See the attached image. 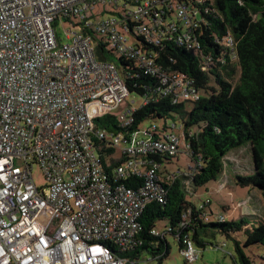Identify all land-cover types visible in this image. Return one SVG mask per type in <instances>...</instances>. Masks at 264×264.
Instances as JSON below:
<instances>
[{"label": "built area", "instance_id": "obj_1", "mask_svg": "<svg viewBox=\"0 0 264 264\" xmlns=\"http://www.w3.org/2000/svg\"><path fill=\"white\" fill-rule=\"evenodd\" d=\"M107 12L114 15L101 18ZM72 17L78 31L58 35ZM217 17L214 0H0V264L127 263L121 253L138 243L144 208L163 203L165 183L180 175L163 172L162 161L189 145L173 121L159 127L144 120L125 133L96 125L105 114L132 125L148 97L133 105L135 93L118 66L99 57L93 36L126 62L123 69L134 67L130 78L158 81L154 100L193 101L194 79L164 66L159 50L182 47L201 70L238 67L235 37L212 31ZM110 147L118 157L104 158L100 150ZM130 176L139 178L136 186L124 182ZM152 232L180 240L187 261L198 257L181 229Z\"/></svg>", "mask_w": 264, "mask_h": 264}, {"label": "trees", "instance_id": "obj_2", "mask_svg": "<svg viewBox=\"0 0 264 264\" xmlns=\"http://www.w3.org/2000/svg\"><path fill=\"white\" fill-rule=\"evenodd\" d=\"M214 1L221 17L212 20V31L221 34L229 31L235 37L238 67L226 64L220 69L201 70L197 56L184 48L171 45L160 49L158 60L171 70L192 77L199 90L197 100L173 102L171 97L154 100L157 97L154 87L158 81L139 72L138 77L130 78L126 71L135 72L134 67L123 69L127 64L118 57L121 67L117 66L129 90L137 97H148V102L135 110L134 123L128 127L120 126L117 116L112 114L95 120L98 127L108 132L125 133L144 120L171 118V122L181 125L184 142L189 145L185 152L192 161V172L180 174L170 183H165L167 193L163 203L146 205L139 219L138 243L121 253L129 264H138L143 252L157 264H163L169 254V243L165 235L152 232L156 222L162 218H167L169 227L181 229L192 243L195 241L201 246L204 243L200 231L209 226L230 239L234 233L242 232L243 247L264 246V222H255L253 211L230 221H225V218L220 221L215 215L216 221L205 222L209 214L203 206L196 207L186 198V191L191 190L192 185L199 186L214 180L223 171L227 152L248 144L252 151L253 172L237 174L235 182L241 187L257 188L264 201V0ZM93 37L99 57L107 59V55L113 54L105 53V43L100 34L95 33ZM142 85L150 89H144ZM166 125L169 123L163 126ZM100 151L104 152V158L115 152L112 147ZM137 181L140 180L136 176L124 180L128 186H136ZM177 241L181 249L182 243ZM234 252L233 264H253L236 239Z\"/></svg>", "mask_w": 264, "mask_h": 264}, {"label": "rangeland", "instance_id": "obj_3", "mask_svg": "<svg viewBox=\"0 0 264 264\" xmlns=\"http://www.w3.org/2000/svg\"><path fill=\"white\" fill-rule=\"evenodd\" d=\"M144 0H142L143 2ZM123 2V0H121ZM128 8H133L132 3H127ZM136 6V5H135ZM107 6H98L94 10L95 14L99 11L108 10ZM112 13H104L101 18L113 16ZM78 21V18L72 17L69 20H63L62 25L57 27V34L62 35L63 30L72 29L78 31V28L73 27L71 23ZM62 41H65L64 39ZM107 60L114 62L121 67L116 54L107 55ZM236 80V76L235 79ZM134 106L140 103V97H132ZM171 118H153L145 120L144 126L155 123L162 127L165 123L171 122ZM113 157H118V151L113 153ZM229 158L230 160H227ZM16 164H20L16 161ZM192 161L190 156L182 150L177 155L162 161L161 170L167 173H177L181 175H189L192 171L190 168ZM234 165V166H233ZM252 151L248 144L231 149L226 154V163L221 173L217 174L214 180L208 181L202 185L191 186V190L186 191V198L196 207L203 206L204 210L209 214L207 221H216L215 215H223L225 221L237 219L242 214L253 211L255 222H264V201L263 196L257 188L241 187L236 184V175H249L253 172ZM166 170V171H164ZM32 174L35 182L38 185H43L45 182L44 176L37 163H33ZM180 175V176H181ZM212 212V213H211ZM169 225L167 218L158 220L155 224V229L162 233ZM200 237L204 246L199 245L195 241L193 245L198 251V257L192 261H186L180 252L177 239L170 233L165 235L166 241L169 243L170 249L168 256L163 260V264H233L234 239H236L246 256L253 264H264V246L252 245L243 247L244 235L242 232H236L232 235V239L225 237L222 233L213 227H205L200 231ZM226 243L224 249L217 248L215 245L222 242ZM129 264V263H126ZM138 264H157L155 259H152L148 253L140 254Z\"/></svg>", "mask_w": 264, "mask_h": 264}, {"label": "clouds", "instance_id": "obj_4", "mask_svg": "<svg viewBox=\"0 0 264 264\" xmlns=\"http://www.w3.org/2000/svg\"><path fill=\"white\" fill-rule=\"evenodd\" d=\"M224 242V241H223Z\"/></svg>", "mask_w": 264, "mask_h": 264}]
</instances>
